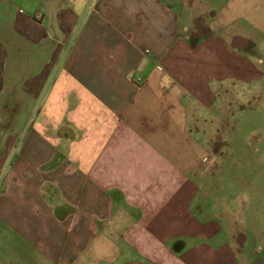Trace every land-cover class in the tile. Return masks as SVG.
Wrapping results in <instances>:
<instances>
[{
    "label": "crops",
    "instance_id": "obj_1",
    "mask_svg": "<svg viewBox=\"0 0 264 264\" xmlns=\"http://www.w3.org/2000/svg\"><path fill=\"white\" fill-rule=\"evenodd\" d=\"M237 94L263 114L264 0H0V224L23 264H264V228L206 200Z\"/></svg>",
    "mask_w": 264,
    "mask_h": 264
},
{
    "label": "rangeland",
    "instance_id": "obj_2",
    "mask_svg": "<svg viewBox=\"0 0 264 264\" xmlns=\"http://www.w3.org/2000/svg\"><path fill=\"white\" fill-rule=\"evenodd\" d=\"M227 101V111L219 113L216 126L227 138L230 137L228 129L233 127L238 140L224 148L216 146L217 151L210 153L205 163L204 178L210 195L206 200L215 201L216 207L231 214L233 221L243 223L248 230L264 228V193L258 188L264 179V141L261 140L264 138V112L262 114L257 105L247 108L251 101L240 94ZM25 116L27 114H21ZM208 129L209 125L203 131ZM3 181L1 174L0 194ZM13 239L0 224V264H23L28 260Z\"/></svg>",
    "mask_w": 264,
    "mask_h": 264
}]
</instances>
